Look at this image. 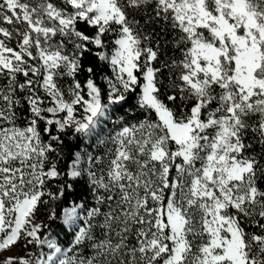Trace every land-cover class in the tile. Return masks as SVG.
I'll return each instance as SVG.
<instances>
[{
  "label": "snow or ice",
  "instance_id": "1",
  "mask_svg": "<svg viewBox=\"0 0 264 264\" xmlns=\"http://www.w3.org/2000/svg\"><path fill=\"white\" fill-rule=\"evenodd\" d=\"M0 264H264V0H0Z\"/></svg>",
  "mask_w": 264,
  "mask_h": 264
}]
</instances>
